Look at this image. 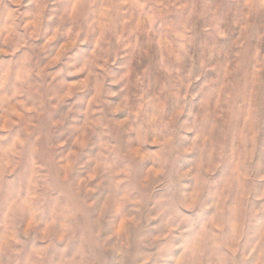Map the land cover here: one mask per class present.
Segmentation results:
<instances>
[{"label":"rangeland","instance_id":"1","mask_svg":"<svg viewBox=\"0 0 264 264\" xmlns=\"http://www.w3.org/2000/svg\"><path fill=\"white\" fill-rule=\"evenodd\" d=\"M0 264H264V0H0Z\"/></svg>","mask_w":264,"mask_h":264}]
</instances>
